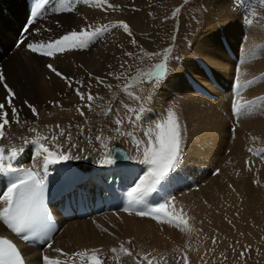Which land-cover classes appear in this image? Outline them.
Listing matches in <instances>:
<instances>
[{
	"label": "bare ground",
	"instance_id": "1",
	"mask_svg": "<svg viewBox=\"0 0 264 264\" xmlns=\"http://www.w3.org/2000/svg\"><path fill=\"white\" fill-rule=\"evenodd\" d=\"M228 1L219 0V3L226 7ZM118 2L119 0L45 1L22 32L24 43L16 44L21 24L26 17V0H0V69L3 82L15 93L14 104L20 114V122L15 123L16 117L12 116L10 108L7 109L10 123L5 126V137L0 139V147L5 148V154L11 149L24 148L23 154L13 162L14 166L31 165L41 170L43 157L34 158V146L31 143L25 144L24 141H35L44 137V132L51 130L48 139L41 142L51 147L52 136L56 135V143L67 149L70 138L77 145L67 149L73 159L92 153L93 172L101 181L95 182L96 187L92 184V196H88L93 200L101 195L106 202L108 198L115 196L111 192L115 188L119 199L115 208L111 206L107 211L102 209L88 219L59 218L60 225L51 242L40 249L24 247L27 264H45L44 256L59 259L61 264H81L78 258L74 260L72 254L93 249L99 250L104 264H148L147 257L159 249L175 248L190 239L197 241L202 234L200 215L210 218L209 209L217 213V209L223 205L246 200L249 196L244 199V194L250 192L249 202L256 205L254 210L260 215L264 212V79H260L264 75V66H261L264 63V31L251 22L249 26L243 25L244 17L247 20L252 15L232 18L222 13L225 19H220L207 14L205 26L197 35L198 40L184 48L187 58L174 64L175 73L162 83L153 98L152 103L160 106L175 97L181 101L180 116L186 129L183 158L175 172L170 174L171 178L163 184L159 194L149 198L150 203L155 205L161 202L163 196L173 197L170 204L173 207H168L167 211L180 218L177 221L179 227L149 216L136 215V210H142L144 205H138L131 212L124 211L129 207L126 191L132 186L133 179H138L146 169L144 164L136 161L138 155L131 154L125 164L117 162L101 166L99 163L109 157L110 143L116 135L111 133L117 120L113 112L115 94L111 98L112 94L107 89L102 91V98L93 96L91 108L87 106V98H80V110L84 115L78 111L77 116L69 117L70 119L66 117L69 121L62 117H48V109L57 103L62 104L65 100L67 103L78 104L75 98L80 96L77 95L76 88L81 90L82 87L76 82L88 83L87 80L90 79V82L95 83L96 77L106 79L118 65V61L131 50L132 35L125 33L122 27H111L121 20L116 18ZM127 18L129 16L122 20L126 21ZM105 25L109 26L108 31L84 49L57 51L53 56H46L32 52L27 46L33 42L46 44L72 30L79 31L86 27L94 30ZM218 25L222 28L219 29ZM227 49L230 51H226ZM49 64L72 80L65 81L56 76L47 67ZM234 75L237 77L235 82L242 87L239 92L232 94L233 98L231 92L235 90V82L232 81ZM249 81L255 82L248 83ZM142 89L146 91L148 87ZM6 95L7 91L0 82V102L4 101ZM256 95L263 97L254 99L255 103H250L239 111L236 135L231 134L230 138L227 130L232 121L233 101L243 103ZM216 96L217 101L214 99ZM103 100L106 102L101 104ZM25 101L35 106L38 115L32 113ZM162 114L163 111L160 115ZM159 117L161 116L147 111L139 122L151 124ZM158 120L160 122V118ZM140 123L137 122V125L140 126ZM61 131L65 133L64 136L59 135ZM97 136L101 137L99 141L96 140ZM79 149L86 151L82 153ZM256 150L261 151L262 161L250 154ZM231 156L239 159L232 173L228 165ZM71 160L53 164L49 171L54 172ZM246 163L250 172L245 168ZM219 167L222 179L216 181L214 170ZM230 178L235 187L233 191L227 188ZM4 186L5 180L0 179V194L3 193ZM0 233L9 234L2 221ZM55 249L62 251L58 253ZM125 250L130 251L131 255H127Z\"/></svg>",
	"mask_w": 264,
	"mask_h": 264
},
{
	"label": "rangeland",
	"instance_id": "2",
	"mask_svg": "<svg viewBox=\"0 0 264 264\" xmlns=\"http://www.w3.org/2000/svg\"><path fill=\"white\" fill-rule=\"evenodd\" d=\"M226 7L220 4L219 0H119L118 17L116 18L124 21L122 19H125V16H129L126 21H128V25L131 28L133 40L136 41L135 44L130 41V47L132 48L128 53H132V55L128 56L125 54L118 61V65L109 77L103 80V84H98L97 81L95 83L92 81V83L88 79V83L85 82L84 85L88 84L91 87H82L81 90L85 94V98L91 92L92 96L100 99L103 96L102 91H106L107 89L112 94L111 98L115 94L113 112L117 120H122L123 123L120 125V134L116 132L117 125L114 126V130L112 129L111 133L116 134L113 138L114 140H112L131 150L130 155H138L135 146L136 142L146 141L149 138L147 134L154 136L157 131L155 124L159 121V118L160 121L167 119L168 111H173L178 117L182 134L181 147L183 150L186 129L180 116V99L176 97V99L172 98L169 103L166 102L161 106L152 102L162 83L166 82L170 75L175 73L174 64L187 58L184 48L191 46L194 40H198L197 35L205 26V16L207 14H212L220 19H225L222 17V13L227 17L232 16V18L233 16L252 15L251 18L248 17L251 21L246 20V17H244L243 25L249 26V22H251L254 25H258L264 31V0H229ZM123 15L125 16L123 17ZM217 27L219 29L222 28L221 25ZM222 33L223 31L220 34L221 38L223 37ZM245 36L246 33L243 35V40ZM221 42L226 41L221 40ZM239 57L240 55L237 58L239 59ZM232 59L235 61V57ZM160 63H165L167 70L162 80L153 82L150 80L149 74L154 73L156 71L155 66ZM261 66H264V63ZM118 77L119 79H117ZM232 81H237L235 75ZM142 87H148V89L144 91ZM99 90L101 91L99 92ZM144 92L146 95H144ZM133 97H139V99H133ZM149 98H151L150 103ZM214 99L217 101L218 96L214 97ZM75 100L78 103L77 105L67 103L65 100L62 101V104L57 103L48 109L50 110L48 117H62L65 121H69L70 118L77 116L78 109L81 107V103L79 102L80 97L75 98ZM105 102L106 100H103L101 104ZM141 107L161 117L151 124L138 122L140 123L139 126L137 122L130 123L128 117L131 114L128 112V109L138 110ZM162 111L163 114L160 115ZM231 116L232 121L228 124L227 130L230 138L232 135H236L235 128L237 122V118L234 119L232 111ZM66 117L70 118L66 119ZM231 124L235 125L233 130L230 129ZM46 127L49 128L50 126ZM49 131L52 133L51 130H48L43 133V136L48 137ZM125 133L130 134L131 139L127 138L124 135ZM228 153L229 150L227 151V155H229ZM250 154L255 156L257 160L259 159L258 161H262L261 153L258 155L254 151ZM89 155L92 156V153ZM182 155L179 162L183 158ZM238 161L239 159L234 156L229 157L228 165L230 166L231 173L235 171ZM245 168H247V171H251L248 169L247 163L245 164ZM214 172L216 176L215 180L220 181L222 179L220 177V167L216 168ZM235 179L234 177L233 180ZM233 180L230 178L227 183V188L230 191L235 190L232 184ZM248 190L250 191V187ZM249 194H244V199L249 196L246 200L243 199L244 201L239 203L238 201L237 203L233 202V204L228 206L223 205L222 208L219 207L217 213L213 209H209L208 212H211L212 218L206 219L205 215L201 214L200 228L202 234L201 237L199 236L200 238L198 237L197 241L190 239L191 242L189 240L175 248L167 247L159 249L158 252L147 257L148 264L149 261H151V264H185V256H187V264H264V212L260 215L259 212L255 211L256 209L254 210L256 205L249 202L251 200ZM169 207L173 206L170 205ZM251 209L253 210L251 211ZM256 215L258 216L255 217ZM83 218L88 219V217Z\"/></svg>",
	"mask_w": 264,
	"mask_h": 264
},
{
	"label": "snow or ice",
	"instance_id": "3",
	"mask_svg": "<svg viewBox=\"0 0 264 264\" xmlns=\"http://www.w3.org/2000/svg\"><path fill=\"white\" fill-rule=\"evenodd\" d=\"M35 16V10L31 13ZM107 25L103 27L94 28V30H89V28H82L79 31L72 30L63 36L50 40L45 43H29L28 48L34 52L41 55L53 56L57 51L63 52L70 49H84L90 43L94 42L97 37L102 33L108 31ZM112 28H123L125 33L131 35L130 27L126 22L119 21L111 25ZM20 43H24L23 40ZM133 44L136 43L135 40L132 41ZM126 55L131 56L132 53H126ZM47 67L55 73L56 76L61 77L65 81H71V77L64 76L60 71L53 68L51 64ZM156 71L149 74L150 80L153 82L162 80L167 66L165 63H160L155 66ZM239 73V69H237ZM91 75V74H90ZM98 84H103V80L100 77L95 78ZM119 79V77L117 78ZM264 79V75L260 77ZM4 81V77L0 74V82ZM255 81H249L248 83H254ZM81 87H91L90 85H84L82 81L76 82ZM71 86V84H70ZM7 95L3 102H0V139L5 137V126L9 125V116L7 109H11L12 116L16 117L15 123H19V111L14 104L15 93L6 84L4 85ZM242 86L238 83H234V88L236 92L240 91ZM77 95L80 96L81 100H84L85 94L81 92L80 88H76ZM94 97L91 92L87 94L88 107L91 108L92 101ZM133 99H139V97H133ZM264 99V98H262ZM151 98H149V103ZM28 104L27 101L24 102ZM253 102H243L236 103L233 101V108L236 112L247 107ZM34 115H38L35 106L28 104ZM127 108V106H125ZM81 115H84L83 111L78 109ZM148 111V109L141 107L140 109H128L129 122H139L143 115ZM117 128L116 132L120 134V125L123 123L122 120L115 121ZM59 127V126H57ZM157 131L155 135L147 134L149 138L146 141H137L136 148L138 156L135 158L137 162L142 163L146 166L142 175H139L138 179H133L132 186L126 191V198L128 200L129 207L125 208L124 211L131 212L136 209L138 205H144L142 210H136L135 214L138 216H149L158 221L167 222L169 224H175L179 227L177 221L179 217L173 216L167 211L168 207L173 201L171 196L161 197V202L152 205L149 201L150 197L158 195L163 184L166 183L171 177L170 174L174 173L178 167L181 155V128L179 124L178 117L173 111L167 112V119L157 122L155 124ZM83 135V132H81ZM60 136H64L63 131L60 132ZM127 138L131 139V135L125 133ZM48 137H40L35 141L25 140V144L31 143L34 146V158L39 159L43 157V168L41 174L40 171H36L34 168L23 169L14 167V161H16L19 156L25 151L24 148L21 149H11L7 151L3 147H0V174L3 173H21L15 180H13L6 191L0 194V221L9 229L12 233L16 234L20 239L28 241L31 238V233H33L45 220L46 218V207L44 203V193L46 188L45 178L49 171V168L53 164H58L63 161H68L73 159V155L67 150L70 148L77 147L76 144L72 143L69 138L67 149L64 146L56 143L58 137L56 135L52 136V146H45L42 140H47ZM100 136L96 137L99 141ZM80 152H85V149H79ZM114 153L111 157H106L101 163V166H108L116 164L118 160L122 158V153L117 149H110ZM142 156V159L140 158ZM76 159H88L87 156H76ZM215 243V241H213ZM128 243H131L129 241ZM48 247H51L48 244ZM56 252L60 253L61 249H55ZM115 251V249H112ZM127 255H131V252L125 250ZM68 255L67 253H63ZM243 255V253H241ZM74 260L78 258L81 264H104V261L99 256V250H84L72 254ZM43 260L45 264H61L59 259H51L48 256H44ZM184 262L187 264V256L184 257ZM0 264H25L24 259L18 250L17 246L9 239L0 237ZM151 264V261H149Z\"/></svg>",
	"mask_w": 264,
	"mask_h": 264
},
{
	"label": "water",
	"instance_id": "4",
	"mask_svg": "<svg viewBox=\"0 0 264 264\" xmlns=\"http://www.w3.org/2000/svg\"><path fill=\"white\" fill-rule=\"evenodd\" d=\"M110 149H117L122 153V158L120 160L124 161L128 158V150L122 147L120 144L112 143ZM114 153L111 151L110 157L113 156ZM88 159H78L75 160V164L81 167L83 170L90 169L91 167V160L90 156H87Z\"/></svg>",
	"mask_w": 264,
	"mask_h": 264
},
{
	"label": "flooded vegetation",
	"instance_id": "5",
	"mask_svg": "<svg viewBox=\"0 0 264 264\" xmlns=\"http://www.w3.org/2000/svg\"><path fill=\"white\" fill-rule=\"evenodd\" d=\"M10 9H14L15 10V8H10ZM16 11V10H15Z\"/></svg>",
	"mask_w": 264,
	"mask_h": 264
}]
</instances>
